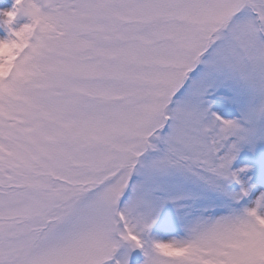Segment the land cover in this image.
<instances>
[{"label": "snow or ice", "instance_id": "obj_1", "mask_svg": "<svg viewBox=\"0 0 264 264\" xmlns=\"http://www.w3.org/2000/svg\"><path fill=\"white\" fill-rule=\"evenodd\" d=\"M0 264H264V0H0Z\"/></svg>", "mask_w": 264, "mask_h": 264}]
</instances>
